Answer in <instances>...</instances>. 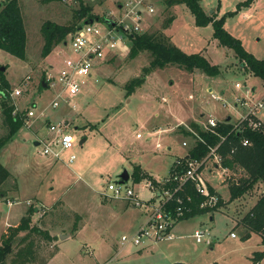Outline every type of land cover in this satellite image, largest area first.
<instances>
[{"label": "rangeland", "instance_id": "374dc122", "mask_svg": "<svg viewBox=\"0 0 264 264\" xmlns=\"http://www.w3.org/2000/svg\"><path fill=\"white\" fill-rule=\"evenodd\" d=\"M5 1L0 0V3ZM167 1L147 0L154 12L146 19L145 33L159 32L185 54H200L217 68L213 78L205 76L199 69L187 72L175 65L145 73L150 54L143 52L128 58L130 42L117 40L114 49L105 51L102 62L95 63L91 77L85 78L80 93L68 104L50 109L49 104L60 89L58 86L41 88L43 77L55 78L63 68L64 60L72 56V51L68 46L69 34L65 44L55 46L46 58H42L41 28L47 21L61 26L71 24L79 2L20 0L27 38L26 58L22 61L0 51V65L6 67L4 77L10 88L21 91L15 102L22 115L34 106L35 116L40 113L44 116L32 118L29 127L23 125L0 151V163L9 172L0 185V192L5 193L0 196V237L8 226L18 224L20 216H24L29 207H35L31 225L47 230L54 237L50 243L39 241L36 264L51 256L48 264H170L172 259L183 264L253 263L249 253L259 235L252 234V240L246 245L240 229L234 231L237 238H230L232 225L224 211L180 222L181 236L174 242L153 245L141 254L133 246L129 248L130 253H115L121 235L132 234L128 222L135 228L144 219L141 215L144 210L128 204L127 208L123 204V209H114L118 206L115 200L103 197L104 186L108 182L117 183L126 171L129 180L122 184L123 189H132L142 202L150 200L153 193L147 188L146 181L135 184L131 174L134 166H139L154 179L167 177L175 155L184 153L178 148L177 139L172 137L177 135L180 140V129L186 128L184 124L177 126L176 117L184 123L202 122L201 128L208 117L220 122L231 117L230 122L237 124L244 110L234 107V97H242L244 87L253 89L250 96L253 101L264 100L262 80L239 62L232 48L221 45L214 38L212 24L196 26L191 11L184 4ZM243 1L199 0V5L206 15L216 20L224 16L223 27L227 33L238 40L248 54L264 61V0H254L238 10L237 5ZM82 2L91 8L92 15L104 20H111L109 12L117 13V0ZM243 14L250 18L243 19ZM101 19L93 21L104 30L107 25ZM133 79H140V83L127 94L126 86ZM236 83L240 85L239 89L235 88ZM212 94L217 97H211ZM72 104L76 106L73 111L69 108ZM257 114L264 120V105ZM45 117L51 121L61 118L69 121V133L77 138L72 151L66 153L76 156L70 167L37 155L33 142L46 132L42 122ZM133 126L135 130H132ZM153 130L163 132L151 137ZM5 132L0 116V138ZM138 132L143 138L136 137ZM81 139H84L83 143H80ZM156 142L161 146H155ZM192 142L193 138L186 140L184 148ZM167 146H171L169 152L165 149ZM218 176H210L208 181L226 198L228 191L216 185L222 181ZM262 190L261 186L259 190L256 187L247 194L248 197L236 200L234 203L237 204L232 205L234 214L237 216L242 212L244 215L254 201L262 198ZM106 194L110 195L109 192ZM210 216L213 220L209 222ZM195 230L209 233L214 243L211 246L205 242L197 243L192 235Z\"/></svg>", "mask_w": 264, "mask_h": 264}, {"label": "trees", "instance_id": "16d2710c", "mask_svg": "<svg viewBox=\"0 0 264 264\" xmlns=\"http://www.w3.org/2000/svg\"><path fill=\"white\" fill-rule=\"evenodd\" d=\"M61 1V0H46ZM79 2V9L75 12L74 21L67 25L61 26L52 22H45L41 28L43 37V47L41 50L42 58H46L55 46L65 44L66 38L78 26L84 22H90L95 19L100 20L96 15L91 14V8L83 5L82 0ZM254 0H245L237 5L239 10L241 6H247ZM167 3L184 4L191 11L196 26H205L208 23L214 27L213 36L221 45L232 48L239 62L247 66L253 76L261 79L264 84V61L256 59L248 54L240 45L239 41L231 37L223 27L224 16L214 19L206 15L199 5V0H169ZM233 13H228L232 15ZM22 8L20 0H6L0 3V51L5 52L22 61L26 58V31L23 21ZM101 20H104L103 18ZM105 21V20H104ZM147 52L151 56L149 66L145 68V73L151 69L166 68L175 65L183 71L193 72L199 69L203 74L212 77L217 74L215 66L210 65L200 54H185L178 47L167 42L159 32L135 34L130 37V48L128 58H134L138 54ZM2 68V66L0 67ZM4 71L0 70V91H10V85L4 77ZM43 82L45 78L43 77ZM140 83V79H133L126 86L127 94L133 92L134 87ZM43 88L42 84L40 85ZM2 126L5 134L0 138V151L10 141L24 125V118L19 115L13 116V106L10 100H2L0 103ZM190 128L197 138L187 150V155L176 160L169 174L171 180L185 172L186 162L191 160L201 161L208 156L210 149L216 147V153L221 157V166L227 168L231 173L241 171L242 176L229 177L225 184L228 186V202L244 196L245 193L252 190L256 184L264 185V124L261 123L259 128L251 129L247 122L239 125L232 124L230 121L219 122L215 127L203 130L195 123L190 124ZM187 135V133H185ZM189 135V134H188ZM194 135V134H193ZM247 145H242L243 141ZM177 162V163H176ZM237 174V173H236ZM9 172L0 163V185L8 178ZM132 182L135 184L141 181H150L158 191L164 189H173L177 184L176 180L166 184H159L157 180L143 172L139 166H134L131 174ZM176 196L183 200V205L189 209L180 216L177 221L190 219L194 216L214 213L224 206L218 195V203L214 207L200 208L203 197L196 192L192 183L185 182ZM213 193L214 189L209 187ZM0 196H5L0 192ZM175 202H168L166 208L174 216ZM35 213V207H29L25 215L15 226H8L0 237V264H36L39 241L50 243L54 240L49 232L39 226L31 225V218ZM176 221V222H177ZM247 228L255 234H260L264 228V195L257 202V205L245 215L242 220ZM23 234V235H21ZM264 243V236L262 238ZM53 256H51L52 258ZM256 260L264 258V252L256 253ZM49 258V260L51 259ZM49 260L41 261L39 264H47Z\"/></svg>", "mask_w": 264, "mask_h": 264}, {"label": "built area", "instance_id": "2783aa9c", "mask_svg": "<svg viewBox=\"0 0 264 264\" xmlns=\"http://www.w3.org/2000/svg\"><path fill=\"white\" fill-rule=\"evenodd\" d=\"M116 3H118L116 5L117 13L109 12V19L114 23L113 26L106 24L104 21L107 26L104 30H101L96 26L94 21L84 22L70 34L68 46L72 51V56L64 60L63 68L55 78L48 75L45 79L46 87L50 86L54 88L58 86L60 89L57 97L50 102V109H55L62 104H68L70 100L80 93L85 78L91 77L95 63L102 62L105 51L114 49L117 45V40H120L122 43H124V40L130 42V37L133 35H140L146 32V19L154 12L153 7L148 5L147 0H117ZM235 88L239 89L240 85L236 83ZM252 92L253 89L244 87L242 97H234L235 106L244 110L240 123L236 125L247 122L251 129H256L263 123L258 119L257 112L264 103L263 100L253 101L250 97ZM62 94L65 95V98L61 99ZM7 95L13 106V116L19 115L23 117L24 125L29 127L32 123V118L44 116L43 113L35 116L32 108L34 106L26 112V115H22L15 102L21 96L20 89L12 90L10 88L8 94L6 91H0V103L3 99L7 100ZM211 97L216 98L213 94ZM69 108L73 111L76 109V106L72 104ZM42 121L45 123L46 133L36 138L38 142V146H36L37 155L53 162H60L66 166L72 165L76 160V156L73 153H66L72 151L77 142V138L69 133V121L62 119L52 122L47 117L42 119ZM218 123L216 120L208 118L202 129L207 130L209 127L213 128ZM193 134L197 138V134ZM136 137L140 138L141 134L137 133ZM242 145H247V141L244 140ZM182 146H186V143L183 142ZM215 150L216 147L211 148L208 156L201 161L191 160L186 162L185 172L182 175L173 177L172 180L168 175L166 178L157 181L159 184H166L176 180L177 184L173 189L158 191L154 185L146 181L147 188L153 193V197L146 202H142L132 189H123V183L108 182L104 186L103 197L114 200H125L132 208L142 207L144 213L147 215L145 223L133 235L121 236V244H130L139 247L145 244H155L172 240V230L175 222L185 211L189 212V209L183 205V200L176 196V193L185 182L192 183L196 192L203 197L200 208L204 209L216 206L218 203V195L215 191L213 193L210 191L209 187L211 185L208 177L209 175L217 174L219 175L218 177H221L222 183H225L226 179L230 177V171L221 166V157ZM106 192H109L110 195H107ZM155 198H157L156 202L154 201ZM168 202H175L177 205L174 216L172 211L170 213L166 208ZM258 235L261 239L263 238L264 228ZM193 236L198 243L205 242L210 244V241L207 239L208 233L204 230L194 231ZM230 237H235V234L230 233ZM252 264L261 263L256 261Z\"/></svg>", "mask_w": 264, "mask_h": 264}, {"label": "crops", "instance_id": "0c3cea01", "mask_svg": "<svg viewBox=\"0 0 264 264\" xmlns=\"http://www.w3.org/2000/svg\"><path fill=\"white\" fill-rule=\"evenodd\" d=\"M216 17V16H215ZM242 17H243V19H249L250 17L249 16H247L246 14H243L242 15ZM217 18H218V16H217ZM213 78V77H212ZM211 89H209V91H210ZM220 94H223L222 92H220ZM214 96H216L215 94H213ZM217 97V96H216ZM163 100H165V103H167V99L166 98H163ZM263 102H264V100H263ZM234 107L236 108V106H235V104H234ZM239 108V107H238ZM240 109V108H239ZM241 110V109H240ZM239 113V112H238ZM200 115V114H199ZM258 115V114H257ZM238 117H239V115H238ZM49 118V117H48ZM208 118H210V117H208ZM207 118V119H208ZM227 118H230V120H231V117H226L225 118V120L224 121H222V122H225L226 120H227ZM61 119H63V118H61ZM258 119L259 120H261L263 123H264V120H262L261 119V117L259 118V115H258ZM59 120V119H58ZM58 120H56V121H58ZM229 120V121H230ZM49 121H51V120H49ZM176 121H177V126H179V125H182V124H184L185 126H186V128H182V129H180V132H179V134H180V136H181V139L180 140H178V138H177V135H173L172 137L173 138H175V139H177V146H178V148L179 149H181L184 153L182 154V155H178V154H176L175 155V158L171 161V163L169 164V167H168V175L170 174V172H171V167H172V165H173V163L176 161V160H178V159H182V158H184L186 155H187V149L189 148V146L187 147V148H184L183 146H182V143L183 142H186V140H189L190 138L192 139H194V135H193V130L190 128V126H189V124L190 123H188L189 121H187V122H183V120L181 119V118H177L176 117ZM43 122V121H42ZM52 122H55V121H52ZM195 124H198L200 127L202 126L201 125V123L200 122H198V121H196L195 120ZM217 122H220V121H217ZM194 123V122H193ZM176 126V125H175ZM75 129H76V127H74ZM135 130L136 129V127L135 126H133V128H132V130ZM170 130V129H169ZM163 132V130H153L151 133H150V136L151 137H154V136H157L158 134H161ZM46 133V132H45ZM166 133H167V130H166ZM185 133H187V135L185 134ZM138 134H141L140 132H138ZM189 134V135H188ZM37 138V137H36ZM36 138H35V141H36ZM141 138H143L142 137V134H141V137L139 138V139H141ZM83 139H81L80 140V142L82 141ZM34 141V142H35ZM33 142V143H34ZM193 143V142H192ZM157 144H159L160 145V143L159 142H156V144H155V146L157 145ZM161 146V145H160ZM162 148V147H161ZM160 148V149H161ZM165 149H167V152H169L170 150H171V146H167V148H165ZM46 160H48V159H46ZM48 161H50V160H48ZM76 161V160H75ZM74 161V162H75ZM52 162V161H51ZM52 163H55V162H52ZM66 166V165H65ZM71 166V165H70ZM70 166H66V167H70ZM240 172L241 171H237V172H234V173H231L230 172V176L231 177H234V175H236V176H238V177H240V176H242L241 174H240ZM237 173V174H236ZM167 175V176H168ZM215 174H213V175H209V177L210 176H214ZM208 177V178H209ZM164 178H166V177H164L163 176V178L162 179H164ZM154 179V178H153ZM155 180H161V178H155ZM209 183H210V185H211V187H213L214 188V191L217 193V195H219V198H221V200H222V202L224 203V206H222L221 208H219L217 211H215V212H219V211H221V212H225V213H227L228 214V221L229 222H231V229H230V231H229V237H230V233H234L235 234V229H240V233H241V239L242 240H246L243 244L244 245H246V244H248L252 239H251V236H252V234H255V233H253L252 231H250V229L249 228H247L246 227V225H245V222L244 221H242L243 219H244V217H245V215L247 214V213H249L256 205H257V202L260 200V199H258V200H256V201H254L253 203H252V205H251V208H248V209H246V211H245V213H244V215H242V212L239 214V215H235L234 214V212L232 211L233 210V207H232V205H233V203L236 201V200H239V199H242V198H245V197H248L249 195H247V194H250V192L254 189V188H258V190H259V187L261 186L263 189H264V185L263 184H257V185H255V187L252 189V190H250V191H248L247 193H245L244 194V196L243 197H241V198H239V199H236V200H234V201H231V202H228V199H229V190H228V186H226V184L225 183H222V181H219V184H216V185H220L219 187H221V188H223V189H226V191H228V196L225 198L223 195H222V193H221V191H219V189L217 188V187H215L211 182H210V180H209ZM264 191L262 190V193H263ZM264 194V193H263ZM103 198V197H102ZM108 199V198H107ZM107 199H105V200H107ZM114 201V200H113ZM115 203H116V205H118V206H114V209H117L118 207L120 208V209H123V207H124V205H125V207L127 208L128 206H130L129 204H128V202L125 204V200H118V201H114ZM117 202H119V203H117ZM123 202V203H122ZM232 203V204H231ZM124 204V205H123ZM127 204H128V206H127ZM235 205L237 204V203H234ZM235 205H233V206H235ZM231 206V207H230ZM125 208V209H126ZM228 208H229V210H228ZM241 210H242V208H241ZM35 211H36V209H35ZM126 211V210H125ZM213 214V213H212ZM141 215L143 216V220H142V222H140L135 228L133 227V225H132V222H128V224H127V227L128 228H130L131 227V231H132V234H130V235H127V236H131V235H133L136 231H137V229H139L144 223H145V221H146V218H147V215H146V213H144V212H142L141 213ZM209 215H210V213H209ZM23 217V215L22 216H20V219ZM132 219V218H131ZM130 219V220H131ZM129 220V221H130ZM187 220H189V219H187ZM213 220V218H212V216H210L209 217V222L210 221H212ZM182 221H184V220H180V221H177V222H175V225H174V228H173V230H172V241L174 242L175 241V238H180V236H181V231L179 230V228H178V226H179V223L180 222H182ZM196 231V230H195ZM194 234V233H193ZM192 234V235H193ZM51 235V234H50ZM123 235H126V234H123ZM123 235H121V236H123ZM255 235H257L258 236V234H255ZM52 236V235H51ZM70 237V236H69ZM68 237V238H69ZM259 237V236H258ZM193 238H194V236H193ZM230 238H232V239H235V238H237V236H236V234H235V237H230ZM207 239L210 241V244H207V243H205L207 246H211L214 242H213V240L212 239H210V236H209V233H208V237H207ZM258 239V242H256V244H253L251 247V251H250V253H249V259L251 260V262H256L257 260H256V257H254V256H256V253H262V252H264V243H263V241H262V239H260V238H257ZM195 240V239H194ZM171 241V240H170ZM197 242V241H196ZM161 243H163V242H161ZM198 243V242H197ZM201 243H203V242H201ZM119 244H120V246L117 248V250L115 251V253H116V255H120V254H122L123 252H127V253H130V249L129 248H131L132 247V245H130V244H125V245H123V244H121V242H119ZM156 244H160V243H155V244H145V245H142V246H133V247H136L137 248V252L139 253V254H141L142 252H144L145 250H149V249H151L152 247L151 246H153V245H156ZM51 260V259H50ZM49 260V261H50ZM177 259H172L171 261L172 262H170V264H172L173 262L175 263V261H176ZM179 260H181V259H179ZM49 261L47 262V264L49 263ZM258 262H260L261 264H263L264 263V258L263 259H261V260H259ZM169 264V263H168Z\"/></svg>", "mask_w": 264, "mask_h": 264}, {"label": "water", "instance_id": "95a60500", "mask_svg": "<svg viewBox=\"0 0 264 264\" xmlns=\"http://www.w3.org/2000/svg\"><path fill=\"white\" fill-rule=\"evenodd\" d=\"M105 23L106 24H109V25H111V26H113L114 25V23L111 21V20H105ZM0 70H1V72H3L4 71V68L2 67V68H0ZM42 86H43V88H45L46 87V84L44 83V82H42ZM230 120V118H227V122ZM84 142V139L80 142V143H83ZM33 146L34 147H36V146H38V142L37 141H35L34 143H33ZM129 180V175H128V173L126 172V171H124L120 176H119V181H118V183L119 184H122V183H125V182H127ZM175 264H183V263H180V262H175Z\"/></svg>", "mask_w": 264, "mask_h": 264}]
</instances>
